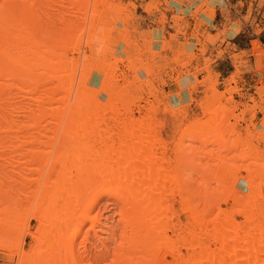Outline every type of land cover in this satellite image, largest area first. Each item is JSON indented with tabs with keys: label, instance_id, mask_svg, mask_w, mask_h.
Segmentation results:
<instances>
[{
	"label": "bare ground",
	"instance_id": "6f19581e",
	"mask_svg": "<svg viewBox=\"0 0 264 264\" xmlns=\"http://www.w3.org/2000/svg\"><path fill=\"white\" fill-rule=\"evenodd\" d=\"M43 2L47 9L53 10L50 9L52 0ZM49 10L42 15L44 26L38 0H0V134L8 137L10 134V142L3 147L5 177L10 183L24 187L31 182L26 179L27 172L40 173L36 187L30 189L28 195L12 191L0 193V203L5 201L8 204L9 229L15 220V205L18 202L21 205L19 195L31 199V212L21 221L16 249L20 247L24 234L36 240L37 249H43L41 258L35 260L33 250L20 248V253H15L19 259H16L17 264L103 261L107 257L106 252L82 255L76 247V240L83 222L89 219L88 212L105 196L110 197L107 203L111 209L119 208L112 235L115 237L121 228L122 242L112 251V264H264V191L257 181L256 169H251L254 166L264 170V165L256 163L262 153L252 146V133L242 138L232 127L230 133L237 134L232 141H226L218 131L214 135L194 131L185 133L203 147L218 143L220 152L245 147L243 154L236 155L237 159L252 160L250 164L239 165L237 161L232 162L234 158L221 160L218 157L219 162L208 173V178L194 186L186 168L193 165L199 173V157L195 159L196 154L188 153L189 146L186 147L182 139L176 143L173 158L167 157L164 141L153 138V126L145 119L134 118L117 103L114 98L116 92L111 95L103 88L116 80L111 70L106 69L105 81L100 79L105 84L97 90L88 84L90 74L95 70L92 64L89 68L87 66L88 69H81L79 77H76L78 61L65 60L63 52H58L55 45H48L52 21ZM93 19L94 16L90 29L95 28ZM8 89L13 93H16L13 89L17 90L21 104L14 102L18 97L14 101L13 96L10 99L13 94ZM59 89H63V96H59ZM103 95L106 100L101 101ZM24 100L28 102L23 104ZM13 111L24 115L25 120H20L21 116L12 118ZM261 126L264 127V123ZM31 127H42V132L48 129L45 133L50 131L52 136H43L40 128L38 132ZM22 128H31L35 132L29 129L30 132L35 135L38 132L41 139L33 133L29 135L28 129L23 135L20 133L24 131ZM258 133L264 139V132ZM59 135L61 138L57 137ZM56 139L60 141V147L53 149ZM47 140L52 143L49 149H40V144L46 146L49 143ZM35 143L39 147H34ZM30 144L35 145L30 148ZM159 149L160 155L157 153ZM211 152L208 151L209 154ZM56 165L61 167L60 179L50 182ZM218 166L233 168V183L241 180L244 192L232 189L224 176L216 179ZM240 170L246 171L245 179ZM200 173L202 175L199 176L204 178L203 171ZM83 174L94 180L88 195ZM43 175L46 177L42 180ZM228 201H231V206L222 208L221 204ZM57 204L65 215L63 219L56 214L50 215V208ZM77 212L79 217H75ZM180 213L186 216L185 221L180 220ZM236 215L242 216V221H236ZM28 219L37 222L34 231L28 230ZM5 221L0 219V222ZM41 225L50 232L48 240L51 238L54 244L49 241L44 247L40 242L45 238L36 236ZM95 225L92 222L85 231V239L90 236V231H94L100 240L97 235L100 229ZM100 242L103 243L102 240ZM11 246L0 226V247L11 251ZM182 249L186 252L183 253ZM61 256L63 260L55 262Z\"/></svg>",
	"mask_w": 264,
	"mask_h": 264
},
{
	"label": "rangeland",
	"instance_id": "374dc122",
	"mask_svg": "<svg viewBox=\"0 0 264 264\" xmlns=\"http://www.w3.org/2000/svg\"><path fill=\"white\" fill-rule=\"evenodd\" d=\"M43 1L45 0H38L41 16L49 10ZM52 1L50 9L53 10L52 12L49 10L52 13L50 14L52 21L49 25L48 45H55L58 52H63L65 60L78 61L76 77H79L81 69H88L92 64L95 70L90 74L88 84L97 90L105 84L102 82L105 81L103 77H105L106 69L111 70L116 82L109 86L105 84L103 88H106L111 95L116 92L114 98L117 103L132 113L134 118L145 119L146 123L153 126L151 132L153 138L164 141L167 157L173 158L176 143L180 139L186 147L189 146L188 153L196 154L195 159L199 157L202 163L200 162L198 170L203 171L205 179L199 176L202 173H197V168L193 165L186 168V171L191 174L194 186L208 178V173L219 162L218 157H221V160L234 158L232 162L237 161L239 165L250 164L252 160L239 161L240 157L237 159L236 155L243 154L245 147L220 152L218 143L208 148L203 147L199 141L192 140L185 133L194 131L193 133L214 135L220 132L226 141H232L237 137L236 133H230L234 127L242 138H246L247 133L251 132L252 146L262 153L261 159H258L256 163L259 166L264 165V139L258 133V131L264 132V127L261 126L264 123V0H247L243 4L239 2L233 7L234 13L238 15L233 16L232 20L227 17V24L224 23L226 20L224 16L218 15L214 20V26L205 21V18L213 19L214 4L223 5L220 0L217 2L214 0ZM230 2L234 4L235 1ZM50 15L49 18H51ZM43 16L41 23L44 25ZM92 16H94V29H90ZM206 27L211 31L206 30ZM242 47L246 49L240 51ZM53 85L55 86L56 83ZM13 90L16 91L15 94L12 90H9L12 93L9 91L7 93L13 94L9 95L14 99L8 97L13 99L12 101L18 97V102L17 100L14 102L21 104L22 99L19 101L17 90ZM58 94L63 96L65 93L63 89H59ZM104 100L106 97L103 95L101 101ZM24 101L23 104H26L27 100ZM27 104L34 105V103ZM13 112L12 118L19 119L18 116H21L20 120H25L24 115ZM31 128L38 131L40 127ZM31 128H22L21 130L24 131L20 133L25 132L26 135L25 130L28 129L27 133L32 135L35 131ZM47 130L43 129L40 134L52 136L50 131L45 133ZM38 132L36 135L41 139ZM9 137L7 134H0V181L2 182L0 193L12 191L28 195L30 189L36 187L35 182L40 177V173L27 172L26 179L31 182L24 187L14 185L6 179L3 147L10 142ZM50 138L49 141L52 142ZM50 142L46 146L40 144V149H49L52 145ZM59 142V140L53 142V149L60 147ZM72 144L74 143L71 142ZM32 145L30 148H33ZM37 145L38 143L34 147H39ZM159 151L161 150H157L158 155H160ZM208 151H212L211 157ZM213 154H215L214 157ZM171 164L173 166V162ZM251 169H256L257 181L260 182L264 191V170L254 166ZM60 170V165H56L54 172L50 175V182L60 179ZM216 170L218 173L216 179H222L224 176L225 182L228 185L231 184L232 189L238 188L239 191L244 192L241 180L233 183L235 173L233 168L226 169L218 166ZM239 173L245 179L246 171L240 170ZM44 177L46 176L43 175L42 180L45 179ZM82 180L86 182V195H88L92 191L90 188L94 180L86 174H83ZM19 196L22 199L21 205H19L20 202L15 205L16 209L13 213L15 220L11 229L7 222L11 219L6 210L8 204L5 201L0 203V219H6L4 223L0 222V226L3 227V234L8 244L13 247L11 251L0 247V264H17L18 257L15 253H20V248L33 250L35 260L41 258L43 251L42 248L37 249L36 240L28 234L21 237L20 247L16 249L19 243L21 221H24L31 212L29 211L31 199H25L23 195ZM109 198L102 197L99 203L88 212L89 219L83 222L76 240V247L82 255L87 252L95 254L102 251L107 253V257L99 263L84 261L82 264H112L114 260L112 251L119 242H122L119 235L121 228L116 231L115 237L112 235L113 224L119 218V208L111 209L107 203ZM230 202L222 203V208H229ZM50 209L51 216L56 214L62 217L61 219L65 217L61 213L60 205H54ZM79 215L80 213L77 212L75 217ZM185 219L186 216L180 213V220L185 221ZM235 219L239 222L243 218L236 215ZM92 222L96 223V229H100L97 235L103 243L95 237L94 231H90V236L85 239L84 233ZM37 226L34 219H28L29 231H34ZM41 227L36 236L45 238H42L40 242L44 244V247L49 241L54 244L51 238L48 240L50 232L45 226L41 225ZM51 230L53 232L54 228ZM10 252L14 254L10 255ZM182 252L186 251L182 249ZM62 258L63 256L59 257L55 262L62 261ZM167 259L170 260V257Z\"/></svg>",
	"mask_w": 264,
	"mask_h": 264
},
{
	"label": "crops",
	"instance_id": "0c3cea01",
	"mask_svg": "<svg viewBox=\"0 0 264 264\" xmlns=\"http://www.w3.org/2000/svg\"><path fill=\"white\" fill-rule=\"evenodd\" d=\"M218 0H214V2H217ZM223 2V5L222 6H220V5H218V4H214V7H215V11H214V17H213V19L212 20H208V19H206L205 18V21H207L208 23H210L211 25H215L214 24V20H215V18L218 16V15H220V16H224V18L226 19L225 21H224V23L225 24H227V17H230V19L232 20V18H233V16H235V15H238L236 12L234 13V5L235 6H237L238 4H239V2L241 3V4H243L244 2H246L247 0H220V2ZM230 1H235L234 2V4L233 3H231ZM241 16L243 17V15L241 14ZM206 30H208V31H211V29L210 28H208V27H206ZM250 41H252V40H250ZM246 48H240V51H243V50H245ZM219 72H220V70H219Z\"/></svg>",
	"mask_w": 264,
	"mask_h": 264
}]
</instances>
